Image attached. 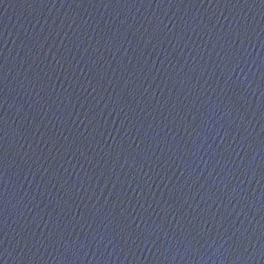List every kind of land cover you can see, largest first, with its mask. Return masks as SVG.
Masks as SVG:
<instances>
[{
    "label": "water",
    "instance_id": "water-1",
    "mask_svg": "<svg viewBox=\"0 0 264 264\" xmlns=\"http://www.w3.org/2000/svg\"><path fill=\"white\" fill-rule=\"evenodd\" d=\"M0 264H264V0H0Z\"/></svg>",
    "mask_w": 264,
    "mask_h": 264
}]
</instances>
